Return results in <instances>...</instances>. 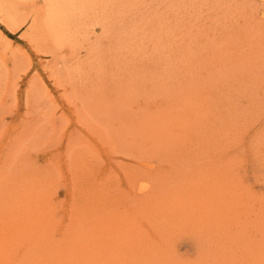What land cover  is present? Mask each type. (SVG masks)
<instances>
[{"label":"rangeland","instance_id":"1","mask_svg":"<svg viewBox=\"0 0 264 264\" xmlns=\"http://www.w3.org/2000/svg\"><path fill=\"white\" fill-rule=\"evenodd\" d=\"M0 264H264V0H0Z\"/></svg>","mask_w":264,"mask_h":264}]
</instances>
